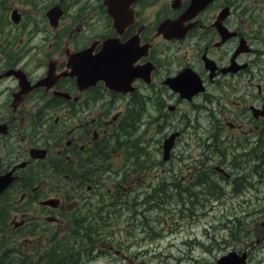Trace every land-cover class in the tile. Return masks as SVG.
<instances>
[{
    "label": "flooded vegetation",
    "instance_id": "obj_1",
    "mask_svg": "<svg viewBox=\"0 0 264 264\" xmlns=\"http://www.w3.org/2000/svg\"><path fill=\"white\" fill-rule=\"evenodd\" d=\"M180 106L184 127L167 129L158 149L161 159L163 140L177 134L159 162L173 177L147 198L136 186L148 171L126 151L144 149L122 135L171 126ZM202 114L214 145H233L230 171L216 149L223 158L209 165L210 153L173 155ZM219 180L237 196L264 194V0H0V247H9L0 255L18 264L123 255L137 241L115 243L113 223L134 220L144 203L179 199L191 205L185 215L205 211L207 184ZM246 214L253 236L264 233V209Z\"/></svg>",
    "mask_w": 264,
    "mask_h": 264
},
{
    "label": "rangeland",
    "instance_id": "obj_2",
    "mask_svg": "<svg viewBox=\"0 0 264 264\" xmlns=\"http://www.w3.org/2000/svg\"><path fill=\"white\" fill-rule=\"evenodd\" d=\"M181 110H186V107L180 106L178 112L170 117L171 126L162 130L158 128L157 124L146 123L136 128L133 127L128 135H122L124 142L135 144L139 141L138 147L144 149L139 152V148L134 146L133 149L128 147L126 150L129 153H135V157L140 160V165L145 166V170L148 171L145 174V179L140 180V184L136 186L143 194L151 192L150 187L153 189V186L159 180H163V177L167 178H165L167 182H170V178L173 177L172 175L169 176L167 163H159L161 159L158 149L167 129L178 130L182 126L184 127L185 117L182 116ZM151 112L155 116L157 108L152 107ZM187 120L190 124L194 122L192 116H189ZM197 122L200 129L197 132L187 131L183 133L175 145L173 155L177 157L181 154L184 156L199 154L200 159H202V155L210 153L213 159L206 163L209 165L210 163L213 164V160L220 161L223 158L222 155L219 156L220 151L223 152L226 159L224 168L230 171L229 162L233 145L226 141L214 145L213 133L210 132L212 121L202 114ZM224 136L225 134L218 135V140H223ZM215 149L219 151L213 152ZM208 158L205 157V159ZM186 160L191 159L187 158ZM177 162L181 161L177 160ZM211 177L214 178L216 175H211ZM116 180L117 177L114 176L111 178L110 184ZM219 182L223 184L221 186L224 194H212L210 190L214 192L215 188L213 185L207 184V187L211 189H207V196L203 199L204 204L206 202L205 211L198 209L195 213H190L191 215H185V208L190 209L191 205L188 202H180L179 199L176 202L166 203L159 209H156V206L149 207L148 203L138 204L134 220L124 219L122 223H113L112 226L115 243L123 240L127 242L137 241V243L134 242L128 249L120 247L123 255L102 254L99 258L96 256L95 259L86 261L85 264H125L129 257H132L137 264L140 262H142L140 264H217L215 263L216 259L232 250L237 253L245 251L247 263L264 264V237H262L264 233H260L257 237L253 236L254 227L250 223L251 221L246 219L248 216L246 211L254 206L264 209L263 192L255 195L253 191L249 195L237 196L231 193L230 182L225 183L221 180ZM167 191L169 195L172 194V189ZM143 194L142 196H144ZM248 197L252 200L258 198L259 203L253 200V206L244 207L240 210L237 202ZM127 214L130 215L131 212H124V216ZM261 215L262 213H260ZM239 220L241 221L240 225ZM131 226L136 227L135 235L132 237L120 231L122 228ZM116 246L118 248V245ZM5 249L9 250V247H0V251ZM24 250V247L17 248L12 256L17 258V253ZM86 259L84 258V260ZM10 264H18V262L10 261Z\"/></svg>",
    "mask_w": 264,
    "mask_h": 264
},
{
    "label": "water",
    "instance_id": "obj_3",
    "mask_svg": "<svg viewBox=\"0 0 264 264\" xmlns=\"http://www.w3.org/2000/svg\"><path fill=\"white\" fill-rule=\"evenodd\" d=\"M181 92L180 94H183V90L179 89ZM177 136L176 133H171L168 135L167 138H165L162 142V153H161V159L163 161H167L169 159V152L171 150L173 139ZM6 182L0 183V191L2 188L6 185ZM246 254L245 252L238 254L236 251L232 250L231 252H228L224 255H221L218 259H216L215 263L217 264H247L245 263Z\"/></svg>",
    "mask_w": 264,
    "mask_h": 264
},
{
    "label": "trees",
    "instance_id": "obj_4",
    "mask_svg": "<svg viewBox=\"0 0 264 264\" xmlns=\"http://www.w3.org/2000/svg\"><path fill=\"white\" fill-rule=\"evenodd\" d=\"M201 176H203L204 177V179L206 178V179H208V177H210L211 176V173H209V172H205V173H201L200 174ZM208 185H213V187L215 188V191L213 192L212 190H210V192L212 193V194H218V195H221L223 192H222V188L220 187L221 185H216L215 186V184L213 183V184H211V183H208ZM163 189H164V184H161V185H158V186H156V187H154V189H151V192H149V194H147L148 196H147V198H149V197H152L153 195H158V193H162L163 192ZM191 193L193 194V190H192V188H191ZM10 259V258H9ZM8 259V255L6 254V251H5V253L3 252V254L2 255H0V264H10V260ZM78 259V261L81 259L80 258V256L79 257H77L76 258V260ZM75 260V261H76Z\"/></svg>",
    "mask_w": 264,
    "mask_h": 264
}]
</instances>
